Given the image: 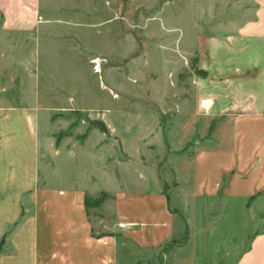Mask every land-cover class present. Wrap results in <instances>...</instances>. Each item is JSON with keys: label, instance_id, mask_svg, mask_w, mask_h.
Here are the masks:
<instances>
[{"label": "crops", "instance_id": "obj_1", "mask_svg": "<svg viewBox=\"0 0 264 264\" xmlns=\"http://www.w3.org/2000/svg\"><path fill=\"white\" fill-rule=\"evenodd\" d=\"M52 2L63 11L0 0V53L18 47L5 60L18 70L15 89L0 93V264H264V0L239 16L209 12L211 0H175L174 35L201 52L205 72L190 79L174 117L178 150L190 148L177 157L190 170L176 167L170 192L111 193L115 219L104 235L83 188L40 183L43 87L86 85L81 67L91 70L103 50V0ZM89 34L99 51L82 46Z\"/></svg>", "mask_w": 264, "mask_h": 264}, {"label": "rangeland", "instance_id": "obj_2", "mask_svg": "<svg viewBox=\"0 0 264 264\" xmlns=\"http://www.w3.org/2000/svg\"><path fill=\"white\" fill-rule=\"evenodd\" d=\"M50 1L43 0L49 3L46 13L63 11ZM103 1V50L90 61L91 70L87 63L81 67L86 85L70 86V93L44 86L39 118L40 183L83 188L96 235H104V224L115 219L111 193L170 192L178 186L176 167L189 172L190 164L177 157L190 148L178 150L184 135L174 131V117L189 97L190 79L205 76L201 52L183 48L174 35L175 0ZM211 1L208 11L214 14L239 16L255 9L254 0ZM183 9L190 13V6ZM201 12H207L205 6ZM101 39L89 34L82 46L99 51ZM3 49L18 55V47ZM4 55L0 93L14 91L11 73L18 71L5 64ZM61 57L74 64L67 53ZM96 58L103 62L101 72L95 71ZM58 90L62 94L52 93ZM243 236L237 230L236 237Z\"/></svg>", "mask_w": 264, "mask_h": 264}, {"label": "built area", "instance_id": "obj_3", "mask_svg": "<svg viewBox=\"0 0 264 264\" xmlns=\"http://www.w3.org/2000/svg\"><path fill=\"white\" fill-rule=\"evenodd\" d=\"M93 63L95 64V71L96 72H101V66H102V63H103L101 58L94 59Z\"/></svg>", "mask_w": 264, "mask_h": 264}, {"label": "trees", "instance_id": "obj_4", "mask_svg": "<svg viewBox=\"0 0 264 264\" xmlns=\"http://www.w3.org/2000/svg\"><path fill=\"white\" fill-rule=\"evenodd\" d=\"M86 203H87V199H86Z\"/></svg>", "mask_w": 264, "mask_h": 264}]
</instances>
